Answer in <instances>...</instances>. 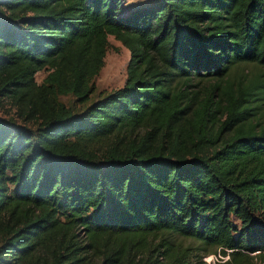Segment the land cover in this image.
Listing matches in <instances>:
<instances>
[{"label":"trees","instance_id":"obj_1","mask_svg":"<svg viewBox=\"0 0 264 264\" xmlns=\"http://www.w3.org/2000/svg\"><path fill=\"white\" fill-rule=\"evenodd\" d=\"M125 1L0 0V264H264V0Z\"/></svg>","mask_w":264,"mask_h":264},{"label":"rangeland","instance_id":"obj_2","mask_svg":"<svg viewBox=\"0 0 264 264\" xmlns=\"http://www.w3.org/2000/svg\"><path fill=\"white\" fill-rule=\"evenodd\" d=\"M152 0H126L124 4V9L129 10L135 6L146 4L151 2ZM108 45L105 50V54L103 57V65L100 67L99 71L91 78V83L93 86L92 92L89 94V98L84 103H79L74 100L73 95L62 94L60 95V99L65 102L73 111L81 110L87 103L92 101L93 99L99 97L104 92H108L109 90L120 86L125 78V65L128 59V50L124 47L118 40L114 39L111 35L107 36ZM241 70V72L245 74H250L254 72H264V65L257 64L254 62H245L239 64L237 66L235 73ZM46 69L40 70L36 73V79L40 81L42 77L45 75ZM264 74V73H263ZM219 120L224 118V114L218 113ZM0 119L15 122V123H23L28 127H34L35 124L33 121H24L22 117L18 116L15 112V108L11 107L8 103L5 104L4 107L0 108ZM255 119L258 120L259 125L264 124V99L259 102V109H257V114ZM236 221L235 219H233ZM79 235L82 236V231L79 229ZM166 235L170 237L174 241H179L182 244L191 243L192 245L199 246L196 249V252L203 254L202 258L209 262H214L218 257V250L211 251L213 247L205 246L203 247L196 240H191L189 238H183L182 236L175 233H155V234H147L146 239L152 241L157 240L160 235ZM156 236V237H155ZM155 238V239H154ZM205 251H211L204 253ZM37 254H42V250L39 249L36 252ZM258 264V263H254Z\"/></svg>","mask_w":264,"mask_h":264}]
</instances>
